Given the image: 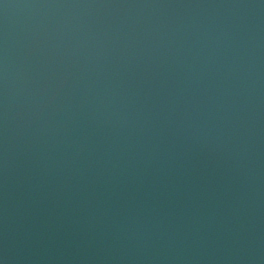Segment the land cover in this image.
<instances>
[{
	"label": "water",
	"instance_id": "95a60500",
	"mask_svg": "<svg viewBox=\"0 0 264 264\" xmlns=\"http://www.w3.org/2000/svg\"><path fill=\"white\" fill-rule=\"evenodd\" d=\"M0 264H264V0H0Z\"/></svg>",
	"mask_w": 264,
	"mask_h": 264
}]
</instances>
